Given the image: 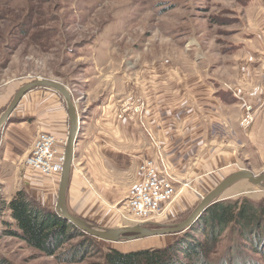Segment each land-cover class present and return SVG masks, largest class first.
<instances>
[{
  "label": "crops",
  "instance_id": "1",
  "mask_svg": "<svg viewBox=\"0 0 264 264\" xmlns=\"http://www.w3.org/2000/svg\"><path fill=\"white\" fill-rule=\"evenodd\" d=\"M238 13L233 48L205 55L202 63L191 54L180 55L172 68L158 69L147 84L141 83L139 95L146 102L142 119L125 110L127 101L119 109L113 101L107 110L94 111L87 125L78 110L81 140L66 192L72 214L99 227L132 224L128 192L141 178V163L157 161L160 150L177 185L186 184L178 199L166 205L171 215L240 169L264 172V3L253 0ZM127 87L132 96L135 87ZM247 104L254 108L255 120L244 129L240 121ZM11 117L0 129V197L9 202L23 186L56 210L62 173L47 175L28 167L25 159L40 132L68 139L64 98L49 88L32 89Z\"/></svg>",
  "mask_w": 264,
  "mask_h": 264
},
{
  "label": "rangeland",
  "instance_id": "2",
  "mask_svg": "<svg viewBox=\"0 0 264 264\" xmlns=\"http://www.w3.org/2000/svg\"><path fill=\"white\" fill-rule=\"evenodd\" d=\"M252 1L0 0V106L4 105L0 114L24 84L52 79L70 88L84 116L83 125H87L94 111L107 110L109 103L116 102L119 109L125 101L141 98V83L147 84L158 69L172 68L180 55L191 54L202 63L205 55L219 56L225 47L232 44L233 48L238 8ZM125 86H134L136 92L128 95L131 92L125 91ZM243 196L263 202L264 187L241 180L217 201ZM4 199L0 197V204L5 205L0 210V255L12 264H105L104 255L111 248L133 252L166 247L179 235L126 242L104 241L91 235L97 244L82 258L75 253L77 259L73 261L69 253L86 238L84 234H77L56 255L44 254L6 234L5 221L13 223V219ZM200 201L177 209L174 215L168 214L166 204L161 213L146 221L178 223L188 218ZM132 219L129 226L141 223L133 215ZM238 231V227L226 230L212 255L213 264L224 259L236 263L238 257L239 264H264V243L258 252L255 243L241 238ZM260 231L264 234V226Z\"/></svg>",
  "mask_w": 264,
  "mask_h": 264
},
{
  "label": "trees",
  "instance_id": "3",
  "mask_svg": "<svg viewBox=\"0 0 264 264\" xmlns=\"http://www.w3.org/2000/svg\"><path fill=\"white\" fill-rule=\"evenodd\" d=\"M5 204L13 219V223L5 221L6 234L21 239L44 254L56 255L67 242L82 233L86 238L69 253V258L76 261L75 253L82 258L98 242L62 217L54 208L44 206L34 199L25 188L18 190ZM4 207L1 203L0 210ZM263 226L264 201L258 202L248 196L224 199L212 204L192 227L180 233L166 247L133 252L111 248L104 255L105 264H213L212 255L229 228L238 227L239 236L247 241L252 240L255 243L254 250L261 252L264 234L260 230ZM237 260L239 262V257ZM238 262L235 263L233 259L229 263L224 259L218 264H239ZM0 264L12 263L0 255Z\"/></svg>",
  "mask_w": 264,
  "mask_h": 264
},
{
  "label": "water",
  "instance_id": "4",
  "mask_svg": "<svg viewBox=\"0 0 264 264\" xmlns=\"http://www.w3.org/2000/svg\"><path fill=\"white\" fill-rule=\"evenodd\" d=\"M39 87L55 90L62 95L70 119V131L65 147V162L61 174L62 177L56 211L75 226L98 239L111 242H126L157 235L180 234L192 227V225L199 220L202 214H204L208 208L218 200L219 196L233 184L241 180H248L254 185L264 187V173L255 174L250 169L244 168L226 177L217 187L204 196L191 215L183 221L168 225L145 222L119 228L99 227L80 216L72 214L67 207L66 192L75 157V146L79 140V133L81 131V117L76 106V101L73 98L72 91L68 88V86L56 80L43 78L35 79L24 84L20 89H18L9 105L0 114V129L12 121L11 115L26 93Z\"/></svg>",
  "mask_w": 264,
  "mask_h": 264
},
{
  "label": "built area",
  "instance_id": "5",
  "mask_svg": "<svg viewBox=\"0 0 264 264\" xmlns=\"http://www.w3.org/2000/svg\"><path fill=\"white\" fill-rule=\"evenodd\" d=\"M146 102L142 98H134L127 101L125 108L131 117L143 118ZM252 105L246 106V111L241 118L240 124L248 129L254 123L255 114ZM145 132L156 145V140L141 120ZM67 140L58 139L52 134L40 132L34 142V146L25 159V164L47 175L62 173L65 162V147ZM141 178L129 190L126 205L129 213L141 223L147 222L152 216L161 213L164 206L174 199L186 186L179 187L174 179L170 164L165 155L158 151L157 161L146 159L139 167Z\"/></svg>",
  "mask_w": 264,
  "mask_h": 264
}]
</instances>
